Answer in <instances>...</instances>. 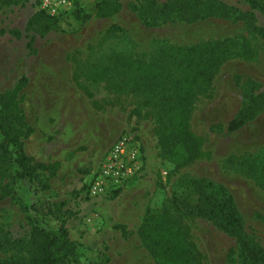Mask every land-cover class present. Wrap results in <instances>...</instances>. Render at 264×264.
Returning a JSON list of instances; mask_svg holds the SVG:
<instances>
[{"label": "rangeland", "instance_id": "374dc122", "mask_svg": "<svg viewBox=\"0 0 264 264\" xmlns=\"http://www.w3.org/2000/svg\"><path fill=\"white\" fill-rule=\"evenodd\" d=\"M218 1L250 10L247 0ZM120 2L114 17L98 19L93 16V0H71L68 11L49 17L55 19L53 30L32 34L26 27L43 12L40 0H0V93L26 79L20 108L34 135L24 141L25 152L37 163L53 165L54 175L44 174L49 190L34 198L39 212L45 216L43 208L49 206L51 214L44 217L48 226L65 227L82 252L80 264H159L137 229L123 225L130 232L124 239L115 226L127 216L143 219L149 212L160 217L162 211L192 248L195 264H238L232 237L178 214L173 200L190 179L222 184L236 201L246 233L264 248V113L237 132H226L242 103L241 88L251 81L264 90V42L237 20L160 23L144 13V1ZM77 8L90 18L77 21L71 12ZM255 14L264 27V16ZM112 25L119 30L110 33ZM27 36H32L33 53L26 47ZM224 39L227 53L218 62L210 90L197 96L189 109L188 132L198 155L187 163L190 148L173 145L172 137L160 141L163 107L152 91L156 74L146 70L159 67L173 73V65L161 53L168 46ZM122 135L140 142L143 173L117 195L88 199L85 183L91 171ZM13 189L17 199L23 198L18 184ZM28 230L19 205L10 197L0 199V238L7 234L26 240ZM11 256L8 248H0V264H9Z\"/></svg>", "mask_w": 264, "mask_h": 264}, {"label": "trees", "instance_id": "16d2710c", "mask_svg": "<svg viewBox=\"0 0 264 264\" xmlns=\"http://www.w3.org/2000/svg\"><path fill=\"white\" fill-rule=\"evenodd\" d=\"M93 1V16L98 19L112 18L122 7L120 0ZM129 1H144V13L153 16L160 23L192 24L214 17L237 20L264 42V27L257 24L255 14L264 16V0H247L250 6L248 11L230 7L218 0H170L162 4L153 0ZM132 10L137 11L135 7ZM71 12L81 23L91 16L78 8ZM49 17L44 12L37 13L28 21L26 32L44 34L53 30L55 19ZM118 30L117 26L112 25L109 32ZM9 33L17 38L21 37L17 30ZM27 37L26 47L33 53L32 36ZM227 43L224 39L190 46H168L161 53L165 55L170 66L173 65V73L159 67L146 70L156 74V88L152 91L163 107L158 120L163 131L160 141L165 142L172 137L173 145L190 148L186 157L187 163L198 155L195 142L188 132L189 109L197 96L210 90L218 62L227 53ZM139 67L145 70L144 66ZM176 71L178 76L174 75ZM159 80L162 81L161 84L158 83ZM25 84L26 79L22 77L11 90L0 93V116L3 117L0 118V199L10 197L19 205L25 214L29 230L26 240L13 239L5 234L6 237L0 238V248H8L12 252L9 264H80L82 252L78 245L70 241L63 225H59L57 229L48 226L44 217L51 214L49 206L43 208V216L39 212L38 201L34 199L40 192H46L50 188L44 174L52 177L54 172L53 165L37 163L25 152L24 141L33 133L20 108L21 92ZM165 92L169 95L166 96ZM241 95L242 103L226 126L228 134L237 132L264 113V90L258 84L251 81L246 83L241 88ZM215 127L222 130L221 125ZM261 170L264 171V166ZM6 173L10 177L7 176V183L2 185L1 181L6 178ZM16 184L22 188L23 198L17 199L14 196L13 186ZM86 190L87 181L85 196ZM120 191L118 189L114 195ZM173 204L178 214L203 221L232 237L237 247L238 264H264V248L246 233L236 201L222 184L203 178L190 179L184 182V188L178 198H174ZM115 228L120 230L122 238L130 236L125 226L117 225ZM137 235L151 257L159 264H195L192 248L180 229L174 230L171 226L166 211H162L160 217L146 212L137 229Z\"/></svg>", "mask_w": 264, "mask_h": 264}, {"label": "built area", "instance_id": "2783aa9c", "mask_svg": "<svg viewBox=\"0 0 264 264\" xmlns=\"http://www.w3.org/2000/svg\"><path fill=\"white\" fill-rule=\"evenodd\" d=\"M71 0H40V10L49 16L68 11ZM144 153L140 142L129 135H122L107 150L99 166L91 171L87 180L88 199L105 198L115 194L144 170Z\"/></svg>", "mask_w": 264, "mask_h": 264}, {"label": "crops", "instance_id": "0c3cea01", "mask_svg": "<svg viewBox=\"0 0 264 264\" xmlns=\"http://www.w3.org/2000/svg\"><path fill=\"white\" fill-rule=\"evenodd\" d=\"M63 90H64V88H62V91ZM33 135H34V132L32 133L31 137H33ZM114 137H113V139H114ZM143 153H144V151H143ZM32 156L34 157V155H32ZM142 217H143L142 215H140V217L135 215L129 219L127 216V217H124L123 219L121 218L119 220V224L125 225L126 227H128L130 229H138L139 225L141 224Z\"/></svg>", "mask_w": 264, "mask_h": 264}]
</instances>
